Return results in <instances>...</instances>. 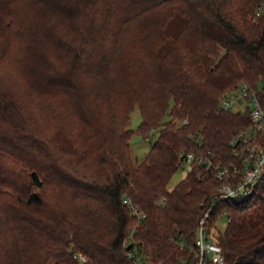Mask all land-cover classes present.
I'll return each mask as SVG.
<instances>
[{
  "label": "trees",
  "instance_id": "16d2710c",
  "mask_svg": "<svg viewBox=\"0 0 264 264\" xmlns=\"http://www.w3.org/2000/svg\"><path fill=\"white\" fill-rule=\"evenodd\" d=\"M17 54L11 73L0 64V264H135L133 244L176 264L222 180L194 158L168 182L183 149L241 165L231 139L249 107L219 97L247 83L264 106V0H0V59ZM135 104L137 131H156L141 159ZM221 216L226 264H264V171L250 195L214 203L209 227Z\"/></svg>",
  "mask_w": 264,
  "mask_h": 264
},
{
  "label": "built area",
  "instance_id": "2783aa9c",
  "mask_svg": "<svg viewBox=\"0 0 264 264\" xmlns=\"http://www.w3.org/2000/svg\"><path fill=\"white\" fill-rule=\"evenodd\" d=\"M246 99L249 101V117L251 125L241 128L233 135L231 142L242 143L237 154L242 157L241 165L232 163L230 165H221L214 162L203 152H193L183 149L180 155L186 163H190L194 158L204 163L207 167L214 169L215 176L222 181L216 187V195L211 200L210 205L203 211L198 219L194 232V242L187 244L184 239H180L179 246L187 250V253L180 256L176 264H226L224 250L216 238L215 233L219 231L217 221L209 227L210 212L217 200H226L235 196H248L253 190L255 183L264 171V106L259 101L255 91L247 83H240L236 89L227 90L220 96L219 105L228 109L231 101H240ZM123 202L130 209L131 214L139 219L144 214L139 212L138 208L131 202L130 198L124 197ZM227 222V218H226ZM132 231L124 244H131ZM131 246V245H130ZM127 256L135 264H149L143 259L142 253L136 248V245L128 248ZM80 260H85L83 255H78Z\"/></svg>",
  "mask_w": 264,
  "mask_h": 264
},
{
  "label": "rangeland",
  "instance_id": "374dc122",
  "mask_svg": "<svg viewBox=\"0 0 264 264\" xmlns=\"http://www.w3.org/2000/svg\"><path fill=\"white\" fill-rule=\"evenodd\" d=\"M19 52L21 55V51ZM20 55L17 54V55H12V56H8L6 58L0 59V64H4L3 66L4 68L2 69L11 73L10 68L8 67L11 64H15V63L19 64L18 62H20V58H21ZM13 77H16V76L13 75ZM120 87L123 89V91L127 90V86L124 85V81L122 82V84L118 85V88ZM122 89L120 90L122 91ZM226 91L227 90H225L224 92ZM224 92H222V94ZM117 100L121 104H123L124 101L127 102L129 100V97L126 95V93H122V95L121 93L120 94L118 93ZM219 100H220V97H219ZM25 102H26L27 109L29 107L32 110L35 109L36 111V108H38L37 103L34 102L33 100H30L29 98L25 97ZM247 105H249V101L246 99H242L240 101H231L229 108L233 111H237V110L245 108ZM35 111L33 112V115L35 114ZM44 115L45 116L43 119H41V117L40 118L38 117L39 122L41 120V124L43 125V127H46V128L51 127L54 122V117L47 113H44ZM129 117H130L129 127L134 130L129 138L131 153H132L133 158L141 159L142 156L145 154V152L148 150L150 142L155 138L156 131H152L148 136H142L137 131V126L141 121V115H140L137 104H135L134 107L132 108V111L129 113ZM58 135L61 136L60 134ZM75 137H77V140H80V141H85L87 139L85 136H78V131L75 133ZM189 167H190L189 163H186V162H184L180 167H178L176 171L173 173V175L171 176V178L169 179L168 187H172L180 178H182L184 174L188 171ZM225 225H226V216H221L217 221V226L219 230L222 231Z\"/></svg>",
  "mask_w": 264,
  "mask_h": 264
}]
</instances>
